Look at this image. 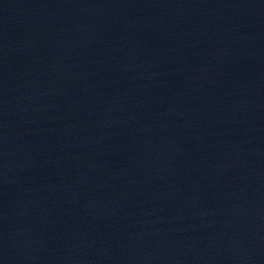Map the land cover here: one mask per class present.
Returning <instances> with one entry per match:
<instances>
[{
    "label": "water",
    "instance_id": "water-1",
    "mask_svg": "<svg viewBox=\"0 0 264 264\" xmlns=\"http://www.w3.org/2000/svg\"><path fill=\"white\" fill-rule=\"evenodd\" d=\"M0 264H264V0H0Z\"/></svg>",
    "mask_w": 264,
    "mask_h": 264
}]
</instances>
